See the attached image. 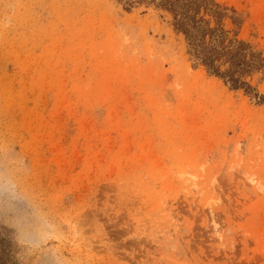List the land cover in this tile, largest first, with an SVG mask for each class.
<instances>
[{
    "label": "rangeland",
    "instance_id": "374dc122",
    "mask_svg": "<svg viewBox=\"0 0 264 264\" xmlns=\"http://www.w3.org/2000/svg\"><path fill=\"white\" fill-rule=\"evenodd\" d=\"M216 2L264 56V0ZM0 238V264H264V103L149 0H0Z\"/></svg>",
    "mask_w": 264,
    "mask_h": 264
},
{
    "label": "trees",
    "instance_id": "16d2710c",
    "mask_svg": "<svg viewBox=\"0 0 264 264\" xmlns=\"http://www.w3.org/2000/svg\"><path fill=\"white\" fill-rule=\"evenodd\" d=\"M149 1L172 13L174 27L185 36L188 52L196 63L231 89H243L264 103V95L248 80L253 72L264 69V56L252 44L239 39L237 33L231 36L224 28L226 18L238 24V19L227 13V7L216 0Z\"/></svg>",
    "mask_w": 264,
    "mask_h": 264
},
{
    "label": "bare ground",
    "instance_id": "6f19581e",
    "mask_svg": "<svg viewBox=\"0 0 264 264\" xmlns=\"http://www.w3.org/2000/svg\"><path fill=\"white\" fill-rule=\"evenodd\" d=\"M8 213V212H7Z\"/></svg>",
    "mask_w": 264,
    "mask_h": 264
}]
</instances>
